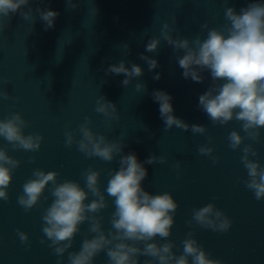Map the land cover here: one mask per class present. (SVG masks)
<instances>
[{"label":"water","instance_id":"obj_1","mask_svg":"<svg viewBox=\"0 0 264 264\" xmlns=\"http://www.w3.org/2000/svg\"><path fill=\"white\" fill-rule=\"evenodd\" d=\"M250 0H29L32 9L31 20H24L17 12L10 19L0 18L7 28L0 32V91L7 92L13 99L0 98V119L19 113L28 127L24 134L38 133L43 137L39 151L12 150L11 145L0 138V148L7 149V155L20 161L12 172L7 189L8 200H0V264H57L61 259L48 247L42 232V215L53 198L44 190L40 201L30 212L17 203L23 193V184L33 178L32 172L40 169L55 171L58 182L74 181L85 186L81 173L92 167L100 171L99 186L105 195L108 207L100 213L104 217L103 228H110V217L115 210L113 198L105 191L108 173L117 170L119 157L111 163L99 158H87L77 150V145L65 147L66 131L77 129L85 117L92 120L94 133L104 135L110 141H119L125 134L124 154L134 152L143 161L150 155L164 157V164H145L147 178L142 182L151 194L170 193L178 208L174 225L168 238L175 247L176 255L182 254L181 241L188 232L210 254L223 264H264V199L257 201L254 193L243 183L247 170L240 162V149L229 147L228 135L237 131L245 133L236 120L227 125L213 126L207 115L198 109V97L211 84L210 74L205 72L203 83L185 80L178 66L177 56L160 37L163 23L173 25V37L180 36L190 41L200 35L206 38L209 28H222L228 23L224 18L226 7L239 12ZM264 2V0H259ZM71 3L77 4L71 9ZM49 8L59 15L54 27L44 30V23L36 12ZM151 38L160 39L158 52L145 51ZM130 48L125 55L123 45ZM143 54L158 61L159 67L148 70ZM124 60L125 67L140 66L143 75L124 87L123 75H106L105 69ZM160 73L161 78L153 76ZM7 81V83H4ZM141 83L145 91H136L135 84ZM161 90L172 97L174 115L185 123L202 125L204 134L184 132L175 126L165 131L160 118L159 105L154 102L152 92ZM104 96L112 102L120 120L111 121V130L105 127L106 118L95 112L96 102ZM259 143L245 139L257 151V160L264 166V128L260 129ZM212 138L209 143L208 138ZM79 134L76 139H79ZM213 148L212 155L218 158L213 163L210 156L200 155V146ZM34 162L29 163V158ZM179 162L180 169L174 165ZM49 185L48 187H50ZM86 190V189H85ZM44 197H48L47 200ZM93 197L89 195L86 203ZM212 203L232 221L227 232H213L203 229L194 221L189 226L192 210ZM88 224L80 225V231L73 240L69 252H78L82 240L92 238ZM17 229L28 236L24 244L17 235ZM44 240V243H41ZM158 244L167 241L157 238ZM147 257H140L141 264ZM68 264V253L62 258ZM93 264H108L106 253L95 257Z\"/></svg>","mask_w":264,"mask_h":264},{"label":"clouds","instance_id":"obj_2","mask_svg":"<svg viewBox=\"0 0 264 264\" xmlns=\"http://www.w3.org/2000/svg\"><path fill=\"white\" fill-rule=\"evenodd\" d=\"M28 5L29 0H0V18L10 19L19 12L24 20H31L32 9L23 11ZM76 7L77 4L71 3V9ZM36 12L44 23L45 31L54 27L58 12L39 7ZM224 18L228 23L219 29L209 28L207 23L202 24L201 30L207 31L206 38L201 39L200 35H196L191 41L180 36L173 37V25L176 24V18H173L171 25L163 23L160 37L174 53H182L177 56V63L183 70L185 80L203 83V73L210 74L211 84L198 97L197 107L207 115L213 126H224L233 120L241 123L245 136L242 137L237 131L230 132L229 147L242 151L240 162L247 170V179L243 183L259 201L264 199V166L257 160L250 159L258 155L252 144H245L242 149L241 145L245 139L259 143L260 129L264 128V2L250 0L239 12L233 7H226ZM7 26L0 22V32ZM160 42L157 38L149 39L145 51L158 52ZM123 47L125 55H130L129 46L124 44ZM140 59L145 61L150 72L159 67L158 61L148 56L141 54ZM104 71L106 75L125 76L121 81L124 87L143 75L140 66L132 64L129 69L125 67L124 60L118 65H110ZM160 78V73L153 76L154 80ZM135 89L138 92L146 90L141 83H136ZM0 98L13 99L5 91H0ZM152 98L159 105L165 131L175 126L184 132L206 133L205 126L189 125L173 114L172 97L168 93L154 90ZM96 104L95 112L103 114L106 118L105 127L111 130L110 122L120 120L116 106L104 96H100ZM91 125V118L85 117L77 129L66 131L65 147L70 148L75 144L77 150L87 158H99L106 163L119 157V168L108 173L105 189L107 195L113 198L115 206L109 221L111 228L107 232L102 225L104 217L100 215L108 207L99 186L101 172L92 167L81 173L85 181L84 187L70 180L58 182L59 174L55 171L35 169L32 172L33 178L23 184V193L17 198V203L24 211L30 212L40 201L46 187L48 188L53 200L44 209L42 232L51 241L48 247L61 258L57 264H63L62 258L66 252L68 264H93L95 257L101 252L106 253L108 264H141V256L147 257L142 264H223L219 259L210 258V254L193 238L194 233L191 231L181 241L182 254L174 253L175 245L168 238L175 223L178 204L170 193L151 194L142 185L148 175L144 165L164 164L166 159L150 155L141 163L134 152L124 154V133H121L119 141H110L104 135L94 133ZM26 127L28 122L19 113H13L0 119V138L7 141L12 150L39 151L43 137L38 133L25 135ZM77 134L79 139H76ZM208 140L209 143L212 142L211 137ZM213 151V148L206 145L198 148L200 155L210 156L215 164L219 161L212 155ZM28 162L33 163L34 159L30 157ZM19 165V160L7 155V149L0 148V200H8L7 189L12 180V172ZM174 167L179 170L180 163L177 162ZM49 185L51 186L48 187ZM89 195L93 199L86 203ZM44 199L47 200L48 197ZM193 221L203 229L222 233L227 232L232 225L225 213L212 203L194 208L191 220L186 223L191 226ZM85 222L89 226L88 233L94 235L91 239L85 237L82 240L78 252H69L80 231V225ZM17 235L22 243H28V236L19 229ZM157 238L167 242L158 244L155 242Z\"/></svg>","mask_w":264,"mask_h":264}]
</instances>
